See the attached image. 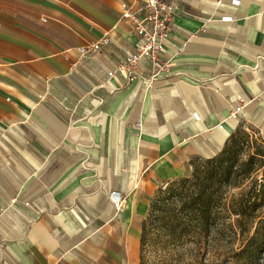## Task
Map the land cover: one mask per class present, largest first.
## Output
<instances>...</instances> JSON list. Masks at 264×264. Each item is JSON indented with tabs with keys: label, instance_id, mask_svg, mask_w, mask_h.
I'll use <instances>...</instances> for the list:
<instances>
[{
	"label": "crops",
	"instance_id": "1",
	"mask_svg": "<svg viewBox=\"0 0 264 264\" xmlns=\"http://www.w3.org/2000/svg\"><path fill=\"white\" fill-rule=\"evenodd\" d=\"M163 1L186 46L166 47L173 66L143 90L107 78L136 48L120 18L135 0H0V264H139L160 186L238 126L264 140V0ZM104 35L100 53L79 54Z\"/></svg>",
	"mask_w": 264,
	"mask_h": 264
},
{
	"label": "trees",
	"instance_id": "2",
	"mask_svg": "<svg viewBox=\"0 0 264 264\" xmlns=\"http://www.w3.org/2000/svg\"><path fill=\"white\" fill-rule=\"evenodd\" d=\"M256 134L238 126L218 154L192 161L188 177L155 191L140 226L139 264H150L148 248L158 242L189 243L197 254L220 245L223 259L205 264L263 260L264 141Z\"/></svg>",
	"mask_w": 264,
	"mask_h": 264
},
{
	"label": "built area",
	"instance_id": "3",
	"mask_svg": "<svg viewBox=\"0 0 264 264\" xmlns=\"http://www.w3.org/2000/svg\"><path fill=\"white\" fill-rule=\"evenodd\" d=\"M233 3L237 2L233 1ZM179 13L178 7L163 0H135L134 8L124 6L120 12V18L128 21L131 25L136 36V48L133 52L124 54L113 65L112 69L107 72V78L120 77L124 81V85L138 81L143 90L152 87L157 81L158 75L173 66L170 60H161V54L165 52L166 47L172 45L177 53H182L185 49L186 41L176 43L173 38V22ZM230 20L229 16H222L219 21L230 22ZM108 44L109 38L104 35L101 38L86 41L78 48V52L83 57L97 54ZM143 60L150 64L148 75L136 70L138 64ZM235 113L232 114V117L235 116ZM108 201L116 211L123 205V197L116 191L108 192Z\"/></svg>",
	"mask_w": 264,
	"mask_h": 264
},
{
	"label": "rangeland",
	"instance_id": "4",
	"mask_svg": "<svg viewBox=\"0 0 264 264\" xmlns=\"http://www.w3.org/2000/svg\"><path fill=\"white\" fill-rule=\"evenodd\" d=\"M242 128L249 134H252V132L256 134L255 128L249 126H242ZM208 246L204 245L197 254L194 247L189 243L164 246L163 242H158L148 248L147 258L150 264H163V260H165L164 264H205L210 260H216L218 263L223 259L224 256L221 254L223 249L220 245L210 243ZM259 264H264V257Z\"/></svg>",
	"mask_w": 264,
	"mask_h": 264
}]
</instances>
